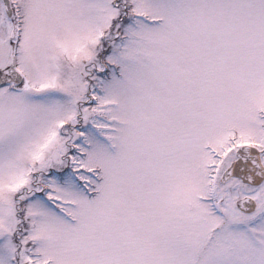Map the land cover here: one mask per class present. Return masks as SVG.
I'll return each mask as SVG.
<instances>
[{
    "label": "snow or ice",
    "instance_id": "1",
    "mask_svg": "<svg viewBox=\"0 0 264 264\" xmlns=\"http://www.w3.org/2000/svg\"><path fill=\"white\" fill-rule=\"evenodd\" d=\"M0 264H264V0H0Z\"/></svg>",
    "mask_w": 264,
    "mask_h": 264
}]
</instances>
